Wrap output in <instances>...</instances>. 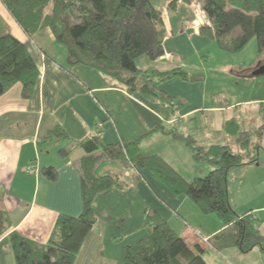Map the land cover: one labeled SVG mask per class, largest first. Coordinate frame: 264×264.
I'll list each match as a JSON object with an SVG mask.
<instances>
[{
    "label": "crops",
    "instance_id": "1",
    "mask_svg": "<svg viewBox=\"0 0 264 264\" xmlns=\"http://www.w3.org/2000/svg\"><path fill=\"white\" fill-rule=\"evenodd\" d=\"M168 1L171 0L154 2L156 8L163 10L167 36L164 55L156 61L150 60L155 67L152 70L168 71L180 66L189 73L204 72L207 66L202 59L205 53L212 52L211 47L216 44L201 32V28L208 25L206 15L194 13L185 5L189 0H181L183 3H177L175 9L165 10ZM0 32H10L28 45L40 73L30 97H24L21 82L15 83L0 96V209L10 222L9 228L0 236V264H16L10 241L13 234L46 244L54 234L60 215L82 214L80 165L87 153L81 146V140L100 135L106 145L142 139L141 145L153 133L149 131L160 125L163 119L156 105L152 106L142 97L123 89L110 87L94 69L81 65L65 69L62 65H66V54L56 44L51 29L29 37L4 0H0ZM45 54L52 60H47ZM162 87L176 101H180L182 109L176 115L183 117L184 122L201 117L206 112L225 111L220 106L208 107L201 85L196 82L175 78ZM183 102L188 104L187 108H183ZM260 104L245 97L229 104L226 110L259 107ZM55 127H61L68 138L49 137ZM192 130L193 127L190 128ZM169 144L173 150L182 147L186 151L178 141L171 140ZM62 148L68 152L65 157L59 153ZM140 151L144 156L158 155L179 170L173 161L172 150H166L165 155L158 143L153 149L140 146ZM29 166L33 167V172H28ZM48 166L57 170L55 181H50L42 173V169ZM259 166L257 161L238 166L240 170L232 168L227 178L234 211L239 215L251 214L264 235V193L245 190L247 195L242 197L240 193L246 187L240 190L238 183V177L243 175L239 178L241 183L246 179L263 184L264 173ZM235 173H238L237 177ZM249 173L251 175L247 176ZM232 174L236 185L235 182L233 184ZM130 177L126 189L112 188L95 198L97 224L84 240L74 264H123L125 246L147 235L144 227L146 210L159 214L178 234L174 226L185 224L189 234L179 235L190 247L198 244L204 249L203 257L207 264H229L225 262L227 256H230L231 264H264L263 254L258 248L242 254L235 247L218 251L204 243L203 239L216 235L224 228L223 224L218 223L210 234L194 230L191 214L198 216L199 212L188 202V198L174 195L151 172L134 169ZM235 190L240 192L236 194ZM238 198L244 199L243 203Z\"/></svg>",
    "mask_w": 264,
    "mask_h": 264
},
{
    "label": "trees",
    "instance_id": "2",
    "mask_svg": "<svg viewBox=\"0 0 264 264\" xmlns=\"http://www.w3.org/2000/svg\"><path fill=\"white\" fill-rule=\"evenodd\" d=\"M6 7L22 27L33 37L36 33L51 29L56 44L66 54L65 69L85 66L94 69L113 88L142 97L157 107L162 123L149 133L160 130L186 142L194 158L215 168L205 177L189 182L168 162L158 155L144 156L139 141L106 145L102 136L94 135L80 141L87 153L80 165L82 175L83 212L79 216L60 215L54 234L46 244L28 239L20 234L10 237L16 264H74L82 244L97 224L95 198L112 188L126 189L112 175L96 174L101 160L123 159L138 172L147 170L157 177L174 195L192 200L204 214H216L224 228L209 238L211 247L218 251L237 248L248 254L258 248L264 257V235L251 214L239 215L231 206L228 191V172L242 165L258 161L264 123L254 130L239 131L236 118L225 125L236 135L240 152L228 145H197L194 134L179 131L176 126L167 127L169 120L177 116L182 106L170 96L162 85L171 79L199 82L200 75H191L180 66L168 71L151 72L140 69L136 60L146 55L156 61L164 55L167 31L163 10L156 8L154 0H4ZM178 0H172L169 8L175 9ZM203 10L208 25L201 32L215 41L217 47L227 53H238L257 38L259 54L264 52V0H204ZM46 55L47 60L52 58ZM263 64L252 69L255 71ZM39 69L28 45L10 32L0 35V96L15 83L23 84L24 97H30L39 79ZM252 76V73L250 74ZM254 77V76H252ZM253 100L264 101L253 95ZM262 104V103H261ZM203 116L199 117L202 118ZM197 119V117L193 118ZM68 138L61 127H55L49 137ZM65 157L68 152L60 149ZM50 181L57 179L53 166L42 169ZM123 184V185H122ZM2 193H0L1 199ZM6 213L0 209V236L9 228ZM144 227L147 235L128 244L124 250L123 264H207L204 249L200 245L190 247L171 225L159 214L146 210Z\"/></svg>",
    "mask_w": 264,
    "mask_h": 264
},
{
    "label": "rangeland",
    "instance_id": "3",
    "mask_svg": "<svg viewBox=\"0 0 264 264\" xmlns=\"http://www.w3.org/2000/svg\"><path fill=\"white\" fill-rule=\"evenodd\" d=\"M156 1L157 0H154V2ZM171 1L166 2L165 10L169 9V4ZM182 1L178 0V4H182ZM203 2L204 0H189L185 2V5H188L194 13L205 15L203 10ZM1 33L2 32H0V35ZM211 48L212 52L205 53V57L202 59L205 61V66H207L204 68L206 70L204 72H199V74L195 72H190V74L202 76V83H196H198V86L201 85V90L204 93V99L206 101L205 104L208 107L212 105L224 107L225 111L222 113L206 112L201 115L203 116L202 118L198 117L197 119H191V121L187 122H184L185 119L183 117L175 116L171 120L167 121L171 122V124H167H169L170 127H178L180 124L185 123L180 126L179 131L186 134H194L197 145H228L231 147L232 151L240 152L241 149L236 141L237 134L234 135L229 133L225 128V125L230 118L234 117L240 126L239 131L254 130L258 128L262 123H264V101L261 102L262 104H260L259 107H239L237 110L234 109L233 111L226 110V107L229 104L236 103L238 100H244L245 97L251 99L253 95L264 98V75L256 77H252L250 75L253 72L252 69L254 67L260 63L264 64V52L261 55L259 54L257 38H253L247 44V46L238 53L231 54L224 52L219 49L216 44ZM136 64L140 69L146 71H151L155 68L152 67L153 63H151L146 55L139 57L136 60ZM179 102L180 101L177 99V106ZM187 107L188 104L185 102L183 108ZM191 127H193L192 132L190 131ZM145 139L147 140H145L141 145L140 143L142 139H140L139 147L141 146L153 149V146L158 143V146L160 149H162V153L165 154L166 150H172V156L175 157L173 158V161H175V163L178 165L179 170H176L173 165H170L189 182L195 180L198 177H205L215 168L213 165L207 162L196 160L194 158L192 148L186 144V142L176 139L172 135H167L160 130L153 132ZM171 140L181 143L182 146L186 148V151L182 150V147H177V149L173 150V146L169 144ZM162 141L163 143H161ZM257 141L260 142L262 146H264V135L261 138H254L253 144ZM259 153L258 162L261 165L259 168L263 170L264 173V149L262 148ZM134 169L135 168H133V166L123 159L112 160L110 158H106L97 165L96 174L98 176L109 174L116 177L121 183L127 184V181H129L131 178L130 176L134 174ZM233 169L240 170V167H234ZM237 175L238 173H235L236 177ZM248 175H251V173L247 174V176ZM231 176L233 178L234 184L236 178L233 176V174ZM240 177H243V175L238 177V183L241 186L240 190L246 187L240 193L242 197H245L247 195L246 191L250 190H254L256 193H264V183L255 184L251 180L246 181V179H244L241 183L239 181ZM249 178L252 177L250 176ZM261 179L263 178L261 177ZM233 189L234 187L232 186V191ZM240 190H235L236 194H238ZM238 200L243 203L244 199L241 200L238 198ZM188 202L192 204L194 208H196L195 210H197V212H199L198 216H193V214L191 215L192 222L194 223V226L192 227L194 230L200 229V234H210L218 223H222L218 215L204 214L189 198ZM248 202H250V200H248ZM250 205L251 203L247 204L248 208ZM174 227H176L179 234H189L185 230L187 228L185 224L181 223L180 226L176 225ZM191 231L193 230L191 229ZM228 257L230 256L225 257L227 259L225 262L231 264V259Z\"/></svg>",
    "mask_w": 264,
    "mask_h": 264
},
{
    "label": "water",
    "instance_id": "4",
    "mask_svg": "<svg viewBox=\"0 0 264 264\" xmlns=\"http://www.w3.org/2000/svg\"><path fill=\"white\" fill-rule=\"evenodd\" d=\"M261 75H264V64L252 72V76L254 77L261 76Z\"/></svg>",
    "mask_w": 264,
    "mask_h": 264
},
{
    "label": "built area",
    "instance_id": "5",
    "mask_svg": "<svg viewBox=\"0 0 264 264\" xmlns=\"http://www.w3.org/2000/svg\"><path fill=\"white\" fill-rule=\"evenodd\" d=\"M27 170H28V172H33V167H32V166H29V167L27 168ZM203 242L206 243V244H209V239L204 238V239H203Z\"/></svg>",
    "mask_w": 264,
    "mask_h": 264
}]
</instances>
